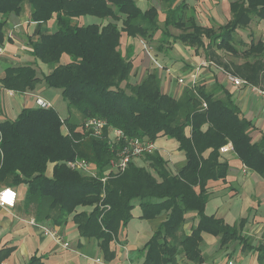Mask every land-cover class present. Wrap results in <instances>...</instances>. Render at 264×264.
Instances as JSON below:
<instances>
[{
    "label": "trees",
    "instance_id": "16d2710c",
    "mask_svg": "<svg viewBox=\"0 0 264 264\" xmlns=\"http://www.w3.org/2000/svg\"><path fill=\"white\" fill-rule=\"evenodd\" d=\"M159 1L165 7L161 24L159 10L154 5L142 10L137 0H0L2 14H19L28 4L29 20H56L55 31H38L28 42L33 54L51 66L48 73L40 78L34 64H16L4 69L1 85L24 91L42 81L45 87L60 90L68 109L62 118L53 106L25 107L15 119L0 122V186L23 184L21 202L27 212L57 226L71 219L80 237L96 239L106 258L114 253L110 240L133 217L137 201L140 218L167 214L139 248L140 264H174L179 254L200 264L205 235L217 236L221 245L235 239L246 243L240 234L243 219L228 225L204 212L207 182L224 181L229 170L220 148L231 143L244 166L264 178V135L259 140L250 137L251 123L225 89L217 95L195 81L174 96L162 90L156 69L133 84L128 82L133 48L122 51L119 38L125 32L153 42L159 31L156 48L171 49L179 42L195 52L202 50L212 65L264 89V41L251 39L244 44L236 37L237 29L247 27L253 17L264 19V0L231 1V19L218 27L198 23L187 0ZM88 14L107 21L80 23V17ZM4 22L0 19V43ZM171 27L179 32L174 34ZM216 50L229 52V61H223ZM62 53L68 61H61ZM238 57L243 61L237 62ZM91 117L106 122L102 136L83 129V122ZM114 128L128 137L172 138L186 162L174 172L154 150L143 155L146 165L131 160L122 171L107 172L118 149L106 138ZM78 157L94 164L98 174L71 170L67 161ZM80 206L86 208L78 210ZM188 213L195 214V223L185 233L182 225ZM256 250L264 258V243ZM9 251L0 250V261ZM28 264L43 262L32 256Z\"/></svg>",
    "mask_w": 264,
    "mask_h": 264
},
{
    "label": "crops",
    "instance_id": "0c3cea01",
    "mask_svg": "<svg viewBox=\"0 0 264 264\" xmlns=\"http://www.w3.org/2000/svg\"><path fill=\"white\" fill-rule=\"evenodd\" d=\"M205 1L204 5H207L205 6L207 12L204 18H200L198 6L196 11L188 4L190 3L189 0L186 1L188 9L191 8L194 12L198 23L203 26L218 27L231 19L230 2L233 0ZM153 3L156 1L137 0V4L142 10ZM164 9L162 3L158 4L157 10H159L160 21L165 17ZM28 13V4L22 7L19 14L0 13V19L5 18L2 29L4 38L0 43L4 48L0 55V79L4 75L6 67L16 66V64H34L35 72L40 78L48 73L51 68L47 62H42L33 54L32 46L28 42L29 38L35 36L38 31H55L56 20L51 18L44 21H31ZM263 20L253 17L247 27L237 29V32L244 34L242 37L239 35L244 44H249L251 39L264 41ZM106 21L107 18L100 20L89 14L79 19V22L83 24ZM119 40V48L122 51L126 47L133 48V70L128 82L133 84L139 81L149 71L148 69L153 70L156 67L162 70L163 66L161 67L156 61L153 65L151 60H143L145 59L143 51L147 45L144 40L139 37H129L125 32L121 33ZM216 52L222 56L223 61H229V52L223 50H216ZM178 53L175 57L170 58L172 61L170 65H167L170 68L169 71L166 69L169 80L171 78L175 80L179 76L184 80L183 86H189L192 73L197 71L198 83L214 90L217 95H221L224 89L228 91L242 115L251 123L250 137L253 140H259L260 136L264 135V102L253 89V85L234 86L226 79L222 68H218L207 61L208 58L205 57L202 50L195 52L193 48H188L187 52L182 49ZM65 55L62 53L60 56L62 62L69 60V57ZM236 61L241 62L243 59L238 57ZM156 70L158 72V69ZM181 89L182 87L178 86L176 91L180 92ZM36 97L50 101L60 116L67 117V115H61L56 106L58 105L60 108L62 104H65L60 90L45 87L43 82L39 81L32 89L15 91L2 86L0 81V122L7 118L15 119L25 107L37 106ZM188 131L189 128L186 129L187 133ZM167 140L169 142L173 139ZM155 142H158L157 139L154 140ZM167 142L162 143V145L165 146ZM173 142L176 146L173 151L166 149L159 151L158 147L156 150L167 160L169 169L177 172L185 164L186 159L182 151L178 150V142L175 140ZM226 146L227 150L221 152V159L228 161L229 170L224 181L210 180L207 182L209 199L206 202L204 212L208 215L214 214L215 217L228 225L238 224L240 219H243L240 234L246 243L235 239L221 245L217 236L205 235L200 243L201 255L203 256V261L200 264H226L227 260H233L236 264H264V258H259L256 250L260 243H264V178L256 171L244 166L236 153L233 152L231 143H227ZM138 160L144 162V157L138 156L133 159L135 163L139 164ZM51 168L52 164L49 165L48 175H51ZM2 187L0 186V188ZM13 189L18 193L15 206L7 208L0 206V250L10 249L0 264H28V260L32 256H40L43 264H140L143 258L142 256L139 257V248L152 236L157 226L167 216V214L162 213L153 219L140 218V207L139 205L137 208L134 206L131 211L133 217L124 228L119 229L117 236L110 240L109 249L113 250L114 253L106 258L102 249L97 245L96 239L80 237L79 231L71 219L64 226L54 225L49 220H36L31 212L25 210L21 202L26 191L25 186L20 184L14 186ZM210 198L212 204L208 206ZM85 208L80 206L78 210ZM135 209L136 212H133ZM194 216V213L186 215L182 225L185 233H189L190 227L194 225ZM129 224H131L130 227ZM130 230L131 232H129ZM51 231L56 232L60 240L54 234H50ZM64 242H68V244L63 246ZM96 258L102 260L103 263ZM174 264L193 263L179 254L176 255Z\"/></svg>",
    "mask_w": 264,
    "mask_h": 264
},
{
    "label": "built area",
    "instance_id": "2783aa9c",
    "mask_svg": "<svg viewBox=\"0 0 264 264\" xmlns=\"http://www.w3.org/2000/svg\"><path fill=\"white\" fill-rule=\"evenodd\" d=\"M4 48L0 45V55L3 53ZM226 79L229 80L234 86L236 85H250L246 80H243L237 76L225 73ZM197 71L192 73L189 82L195 83L197 81ZM178 82L184 83L182 77L177 78ZM253 89L259 94L260 98L264 102V89L259 88L253 85ZM35 102L37 106L47 108L52 106V103L48 100L42 99L40 97H36ZM205 106V103H203ZM106 122L98 117H91L83 122V129L89 131L90 135L95 137H100L104 134ZM107 141L110 145L117 146V152L115 153L114 158L110 159L107 167V172H118L122 171L129 161L133 160L138 156H143L146 153H151L152 151L156 150V146L153 140H148L146 138H140L138 136L135 137H128L124 134L122 129H110L108 134L106 135ZM227 150V146L224 145L220 148V151L223 152ZM67 166L74 171H80L90 176H96L98 174L97 169L94 164L90 161L86 160L85 158H74L72 160L67 161ZM107 175V173H106ZM101 177V181L104 182L107 176ZM17 191L13 189L11 186H6L0 188V206L7 208V207H14L15 202L17 199ZM54 234L57 239L60 240V237L57 235L56 232H50V234ZM68 242H64L63 246H66ZM99 260V258H96ZM226 264H236L233 260H227Z\"/></svg>",
    "mask_w": 264,
    "mask_h": 264
},
{
    "label": "rangeland",
    "instance_id": "374dc122",
    "mask_svg": "<svg viewBox=\"0 0 264 264\" xmlns=\"http://www.w3.org/2000/svg\"><path fill=\"white\" fill-rule=\"evenodd\" d=\"M156 1V3H153V4H151V5H154L156 8H158V4H160L161 2L159 1V0H155ZM189 2L190 3H192V4H190V3H188L189 5H191V7L194 9V10H196L197 11V6H198V9H199V15L201 16L200 18H204L205 17V15H206V12H207V8L205 7V6H207V5H204L205 3L204 2H206L205 0L203 1V0H189ZM25 4H23V6H24ZM191 10V8H189V10L188 11H190ZM161 22H162V20L161 21H159V24H161ZM263 22H264V20H263ZM171 30H172V32L174 33V34H176V33H178L179 32V30L178 29H174L173 27H171ZM242 37V36H244V34L243 33H239V32H237L236 33V37L237 38H240V36ZM154 37L156 38L153 42H149V41H147L146 43H147V45H146V48H144V50L145 51H143V55H144V58L145 59H143V60H151V63L153 64V65H155V61L157 62V64H159L161 67H162V70L160 69V68H156L155 66V69H158V73H159V77L160 76H162V77H160V83L162 84V90H164V91H167L168 93H170V94H172V95H174V96H179L182 92H183V89H185V86H183L184 85V83H181V82H178V80H177V78L179 77H176L175 78V80L173 79V78H171L170 80H169V78H168V74H167V71H166V69L169 71L170 70V68H168V66L167 65H170V62L172 61V59H170V58H172V57H175L176 56V53H178V52H180L182 49L183 50H185L186 52H187V50H188V48H186V46H184V45H182L181 43H179V42H177L176 43V45H173V48H171V49H166V50H164V49H162V50H160V49H158V48H156V46H157V44H158V41H157V38H159L160 37V32H157L155 35H154ZM264 37V36H263ZM255 40H257V39H255ZM151 43V44H150ZM191 49V48H190ZM179 54V53H178ZM226 54V53H225ZM66 57H68V55L66 54L65 55ZM168 59H169V61H168ZM154 60V61H153ZM150 67V66H149ZM153 67V68H154ZM148 70H151V69H148ZM161 72V73H160ZM175 76V75H174ZM178 86L180 87H182V89H181V91L180 92H177L176 90H177V88H178ZM65 103V102H64ZM57 106V108H58V111H59V113L61 114V115H67V111H68V109L66 108V103L65 104H62V108L60 109L59 107H58V105H56ZM62 118H64V116H61ZM63 129H64V127H63ZM157 139V143L155 144V146H156V149H157V147L159 148V151H162L161 149H163V150H168V151H173V150H175V148H176V146H175V143L173 142L174 141V139L173 140H171V141H169V142H167L168 140L167 139H169L168 137H166V136H159V137H157L156 138ZM154 141V140H153ZM165 142H167V144H165V146L164 145H162V143H165ZM143 157V156H142ZM138 163L139 164H141V165H146V163H145V161L144 162H142V161H140V160H138ZM49 173V167H48V169H47V171H46V174H48ZM212 204V199L210 198V200H209V204H208V206L209 205H211ZM137 205V206H136ZM134 206H135V208H137L138 207V202L136 201L135 203H134ZM133 212H136V209L133 211ZM208 212H209V209H208ZM239 219V218H238ZM129 227L131 226V224H129L128 225ZM129 232H131V230L129 231Z\"/></svg>",
    "mask_w": 264,
    "mask_h": 264
}]
</instances>
